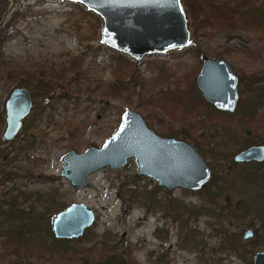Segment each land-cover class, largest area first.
<instances>
[{
	"label": "rangeland",
	"instance_id": "obj_1",
	"mask_svg": "<svg viewBox=\"0 0 264 264\" xmlns=\"http://www.w3.org/2000/svg\"><path fill=\"white\" fill-rule=\"evenodd\" d=\"M70 4L72 3L49 0H21L11 13L20 12L14 26L8 28L3 37L1 58L4 65H19L21 69L30 72L37 65H43L46 69L52 64L56 67L63 66L67 68L66 79H71L69 84L59 81L62 85L50 92L53 95L51 99L35 96L44 111L41 117L36 116L29 120L35 125L33 146L24 139V128L11 141L0 140V149L10 159L15 155L16 147L22 148L13 169L19 167L22 174L12 181H3L0 200H3L2 192L14 185L23 194L22 208L34 206L39 212H43L44 208L36 203L33 194L37 190L46 192V200H49L47 203L55 208L49 219L50 225L53 215L63 209L62 203L65 206L72 202L83 203L93 210L95 220L80 237L67 240H75L71 243L85 247L91 245L92 239L104 240L103 234L108 233L111 242L120 240L129 244L131 257L136 264H249V261L252 264L254 252L264 249V235L257 230L259 221L251 217L252 213L247 215L245 223H241L225 211L220 217L207 212L208 207L222 206L226 200V197L214 195L217 191V183L214 182L217 181L216 176L225 173L229 162L219 155V152L223 153L221 146L227 139L209 137L208 134L214 130H207V135H201L204 123L201 122L199 113L191 112L190 108L187 115L192 126L180 123L161 112L153 114L147 106H138L140 96L137 92L143 93L144 89L153 92L154 78L159 72L158 67L162 66L160 63L164 62L161 74L168 75L167 80L178 77L182 84L186 72L197 69L196 76L200 68V55L197 56L193 51H182L183 53H175L177 56L169 53L135 60L127 54L100 44L96 37L99 19L84 14V9L79 5ZM7 5V0H0L2 14ZM8 19L0 27H4ZM94 25V36L91 37ZM195 43L211 58L215 57L214 53L224 50L223 59L235 71L241 72V80L246 84L243 93H240V105L244 104L246 107V101L251 95L255 96L254 91L262 89L261 84L264 82V31L250 27L232 32L227 39L224 31L212 30L207 35H199ZM119 54L129 58L132 64L125 68L128 73L120 77L127 88L111 95L107 86L117 82L111 59ZM74 60L80 64L79 69L70 67ZM131 73L133 79L128 76ZM240 82L239 78V87ZM169 84L172 86V83ZM6 85L7 81L0 73L1 102H5L8 93L15 87L10 86L8 89ZM161 85L162 83H156L155 89ZM88 89H91L92 94ZM126 106L139 112L147 126L159 136L184 140L195 147L193 140L183 133L189 129L193 138L201 144L202 152L195 148L211 168L213 183L197 191L178 187L166 189L158 186L153 179L139 175L135 158L129 159L126 165L118 169H99L90 174L85 186L81 187L72 186L66 178L60 176L63 156L71 149L81 152L90 145L100 147L117 128L120 115ZM178 110L182 112L183 108ZM4 126L3 124L0 127V137ZM171 128L174 135H166ZM234 152H226L225 155L228 153V156H232ZM135 176L138 177L134 178ZM154 186L158 188L160 198L169 191L171 197L197 209L198 215L187 218L185 214L183 218L187 219L186 225L181 230L180 222L171 215L159 207L150 208L139 196H131L133 190L152 189ZM225 191L223 190L224 193ZM233 191L226 192L228 195L233 194V200L251 198L253 192L254 196L258 192L252 190L251 186L241 191L239 187ZM249 227L254 229V235L252 239L244 241L240 235ZM225 230L240 240L241 245H245L243 250L235 252L220 247ZM189 231H193V235L190 233L191 235L186 236ZM188 236L192 238L187 239ZM244 251L245 259H241L240 254ZM10 259L12 258H8ZM0 264L10 262L7 259L0 260Z\"/></svg>",
	"mask_w": 264,
	"mask_h": 264
},
{
	"label": "trees",
	"instance_id": "obj_2",
	"mask_svg": "<svg viewBox=\"0 0 264 264\" xmlns=\"http://www.w3.org/2000/svg\"><path fill=\"white\" fill-rule=\"evenodd\" d=\"M184 4L190 10L194 45L183 52L193 51L196 52L197 56L204 54L202 48L195 41L199 35H207L212 30L224 31L227 33V39L230 38L232 32L250 29V27L254 29L259 28L260 31H264V0H184ZM70 6H75V4H70ZM18 13L20 12L12 14L4 27H0V73H2L7 81L8 85L6 86L8 89L10 86L17 85L31 86L36 91L40 90L41 96H46L49 91L54 90L56 85H62V83L58 82L63 81V78L67 75V68L63 66L56 67V65L52 64L50 68L46 69L43 65H37L36 69L30 72L21 69L19 65L5 66L2 61L1 45L3 37L6 30L14 26ZM83 13L95 18L89 12L83 10ZM1 19L2 12H0V21ZM95 26H93L92 33H90L91 37L94 36ZM244 48L247 47L244 46ZM224 53V50L216 52L214 53V58H223ZM177 55L175 53L171 54V56ZM129 60V58L122 54L111 59L113 70L117 74V82L110 83L107 86L111 95L120 93L127 88L120 77L123 76L122 74L128 73L125 72V68L127 69L132 64ZM160 64L162 66L158 67L159 72H157L154 78L153 92L147 89H144L143 93L136 91L140 96L138 102L140 108L147 106L153 114L161 112L180 123L192 126L190 117L187 115L190 113V108L191 112L199 113L201 122L206 123L205 125L221 121L223 132L227 131L229 134H238L240 136L245 135L242 141H238V146L254 141H262L264 143V82L261 84L262 89L254 91L255 96L251 95V98L246 101V107L244 104L240 105L239 103L238 111L242 113L240 114V118L237 119L238 123H236V126H232L231 128V126L223 125L224 114L216 112L210 104L201 98L199 92L194 87V75L197 69L186 72L181 84L178 77L167 80L168 75L163 76L161 74L164 62ZM70 67H77L76 69H79L80 64L77 60H74L71 62ZM237 72L242 78L241 72L239 70ZM128 76L132 79L134 78L133 73ZM141 82L142 80H140ZM156 83H162V85L155 89ZM169 83H172V86ZM241 86L243 89L246 87V84L241 81ZM88 91L92 94L91 89H88ZM3 103L0 101V127L4 123V110L1 109ZM179 108H183V111L179 112ZM42 114L43 107L39 106V101L37 100L34 115L41 117ZM246 116L247 118H244ZM238 126L244 129L241 130ZM23 133L24 139L27 140L30 146H33L32 140L35 135L34 123L30 122L25 125ZM183 133H186V131L184 130ZM166 135H174L172 128ZM185 136L190 137L195 147L200 149L198 141L191 134H185ZM21 149L20 147H16L14 149L16 153L11 159L6 156L5 151L0 149V187L5 179L12 181L17 175L22 174L19 167L13 170L15 162L22 152ZM251 176H253L251 180L248 179L250 175H241V179L238 178L239 176L233 175L229 180H222L220 183L214 182V184L217 183V191L214 192V195L216 197H226V200L222 206L208 207L207 212L220 217L222 216V212L225 211L230 217L241 223H245L247 215L252 213L251 217L259 221L257 230L264 235V175L255 171ZM137 177L135 176L134 178ZM44 178L49 177L44 176ZM240 180L242 183H245L246 180L253 182V190H257V184H260L261 189H259L255 196L252 195L251 198L244 197L243 199L233 200V194L230 193L228 195L226 192L238 189ZM211 183L213 182L210 181L206 186ZM14 190L15 192H13ZM223 190H226L225 193ZM165 194V196L160 198L156 186L152 189L144 188L140 191H131V196L141 197L150 208L159 207L166 214L178 220L180 222L179 228L181 230L184 229L186 225L185 220L187 219H184L183 216L186 214L187 218L195 217L199 213L198 210L194 207H188L178 199L171 197L169 191H166ZM2 195L3 200H0V260L7 259V262H10V264H136L131 257L129 244L120 240L111 242L108 233L103 234L104 240L92 239L91 245L85 247L80 244L71 243L75 240L55 238L51 232L50 217H48V215L51 216L55 208L47 203L49 200H46V196H48L46 192L43 193L37 190L33 194L36 203L41 204L44 208L43 212H39L34 206L27 209L22 208L23 194L14 185L9 190L2 192ZM214 201L216 204L215 198ZM61 207L65 208L66 206L62 203ZM192 232L189 231L186 236L191 235ZM188 238L192 237L188 236ZM220 247L225 250L239 252L244 249L245 245H241L240 240L225 230ZM245 252L240 254L241 259H245ZM8 258L12 259L8 260Z\"/></svg>",
	"mask_w": 264,
	"mask_h": 264
},
{
	"label": "water",
	"instance_id": "obj_3",
	"mask_svg": "<svg viewBox=\"0 0 264 264\" xmlns=\"http://www.w3.org/2000/svg\"><path fill=\"white\" fill-rule=\"evenodd\" d=\"M7 0L0 24L6 21L18 2ZM77 4L99 19L97 41L135 60L188 50L194 45L189 8L184 0H49ZM194 86L201 97L218 111L233 112L239 100L238 75L223 58L200 56ZM32 107L26 87L10 90L5 102V129L2 139L12 140ZM135 158L137 173L166 189L197 191L209 180L210 169L197 149L184 140L161 137L149 128L143 116L124 107L115 131L100 147L81 152L69 150L62 158L60 176L72 186H85L87 177L101 168L118 169ZM236 161L264 159V145H250L234 156ZM95 220L93 210L72 202L51 219V232L58 239L80 237ZM246 228L240 238L253 237ZM252 264H264V249L252 256Z\"/></svg>",
	"mask_w": 264,
	"mask_h": 264
},
{
	"label": "flooded vegetation",
	"instance_id": "obj_4",
	"mask_svg": "<svg viewBox=\"0 0 264 264\" xmlns=\"http://www.w3.org/2000/svg\"><path fill=\"white\" fill-rule=\"evenodd\" d=\"M232 67V66H231ZM35 69H33L32 71H34ZM234 70V69H233ZM235 71V70H234ZM235 73L238 75V89H239V100H238V102H237V105H236V108H235V110L233 111V112H227V111H218V110H216L215 109V111L216 112H218V113H220V114H224V121H223V125L224 126H231V125H233V126H236V123H238V118H240V114L242 113V112H239L238 111V108H239V103H240V100H241V98H240V93L243 91V89H242V86H241V82H240V87H239V78H240V81H242L241 80V77H240V75L238 74V72L237 71H235ZM37 76H41V75H37ZM66 77H67V75L63 78V81H64V83H66V84H69V79H71V78H69V79H66ZM17 86H23V87H26L27 89H28V91H29V93H30V96H31V100H32V107H31V109H30V111H29V113H28V115L27 116H25L24 117V119H23V121H22V127H21V129L22 128H24V126L25 125H27L28 123H30L29 122V120L30 119H34L36 116L34 115V112L36 111V106H37V100L35 99V96L36 97H40L41 95V92H40V90H38V91H36L35 89H33V87H31V86H25V85H17ZM17 86H15V87H17ZM57 86H59V84L58 85H56L55 87H57ZM29 87H31L32 89H30ZM195 87V86H194ZM197 90V89H196ZM53 90H51V91H49L48 92V94L46 95V96H42V97H47L48 99H51V98H53L52 96L53 95H51L50 94V92H52ZM198 91V90H197ZM199 92V91H198ZM243 93V92H242ZM200 94V93H199ZM200 96H201V94H200ZM202 98V97H201ZM203 99V98H202ZM204 100V99H203ZM205 101V100H204ZM206 102V101H205ZM209 104V103H208ZM40 107H43V106H40ZM213 108V107H212ZM1 109H3L4 110V103H3V106L1 107ZM43 111H44V107H43ZM219 116V115H218ZM38 117V116H37ZM220 117V116H219ZM244 118H247V116L246 117H244ZM27 122V123H26ZM26 123V124H25ZM33 123V122H32ZM234 123V124H233ZM4 125H5V110H4V123H3ZM2 124V125H3ZM206 124V123H205ZM205 124H203V126L201 127L203 130H202V132H203V134H201V135H204V134H206V132L205 131H207V130H214L213 132H211V134H208V136L209 137H211V138H214L215 136H217V137H219V138H224V139H227L226 141L227 142H224L223 143V145L221 146L222 147V150H223V153H221V152H219V155H221V156H224V159L223 160H228L229 162H227L228 163V165L226 166V168H225V173H223L222 174V176H216V178H217V182L218 183H220L222 180H229L233 175H235V176H239L238 178L239 179H241V175H244V176H248V175H250V177L248 178V179H250L251 180V178H253V176H251L252 175V173L253 172H258V173H261V175H264V159L262 160V161H258V160H254V159H251V160H249V161H236L235 159H234V156L236 155V153H238L240 150H242V149H244V148H246V147H248V146H250V145H255V144H261V145H264V143L262 142V141H254V142H252V143H245V144H243L242 146H238V141L239 140H241L242 141V139H244V137H245V135H242V136H240V135H238V134H229L227 131L226 132H223L222 131V128H221V124H222V122L221 121H216V122H213V123H210V124H207V125H205ZM212 127H213V129H212ZM238 127H240V126H238ZM214 128H217V129H214ZM232 128V127H231ZM4 129H5V126H4ZM20 129V130H21ZM239 129H241V130H243L244 128H239ZM19 130V131H20ZM18 131V132H19ZM3 132H4V130H3ZM18 134V133H17ZM185 134H188V135H190V130L189 129H187L186 130V133ZM207 135V134H206ZM2 136H3V133H2ZM2 136L0 137V140H3L2 139ZM188 137V136H187ZM188 138H190V137H188ZM13 140V139H12ZM232 140V141H231ZM9 141H11V140H9ZM231 141V142H230ZM10 143V142H9ZM232 143V144H231ZM242 143V142H241ZM222 144V143H221ZM200 145V151L202 152L203 150H202V147H201V144H199ZM90 146H94V145H90ZM233 146V147H232ZM89 147V146H88ZM86 149V148H85ZM228 149H230V150H228ZM235 151L234 153H233V155L231 156V155H227L229 152H232V151ZM197 151H198V149H197ZM199 152V151H198ZM226 152H228L226 155H225V153ZM200 153V152H199ZM200 155H201V153H200ZM202 156V155H201ZM231 156V157H230ZM203 158V157H202ZM204 160V159H203ZM205 161V160H204ZM63 162V161H62ZM206 162V161H205ZM207 164V163H206ZM208 165V164H207ZM209 167V166H208ZM209 169H210V178H209V180L201 187V189L203 188V187H205L206 186V184H208L210 181H211V179H212V170H211V168L209 167ZM214 175V174H213ZM250 180H246V182L245 183H242L241 182V180H240V184H239V187H240V191H241V189H243L244 190V188H247V187H249V186H251V189L253 190V182H251ZM257 191H259V189H261V187H260V184H257ZM255 194H257V192H255ZM253 195H254V192H253ZM249 228H251L252 230H253V233H254V229L252 228V227H249ZM254 235V234H253ZM252 239V238H251ZM248 240H250V239H248ZM248 240H245V241H248Z\"/></svg>",
	"mask_w": 264,
	"mask_h": 264
},
{
	"label": "bare ground",
	"instance_id": "obj_5",
	"mask_svg": "<svg viewBox=\"0 0 264 264\" xmlns=\"http://www.w3.org/2000/svg\"><path fill=\"white\" fill-rule=\"evenodd\" d=\"M50 217V216H49Z\"/></svg>",
	"mask_w": 264,
	"mask_h": 264
}]
</instances>
